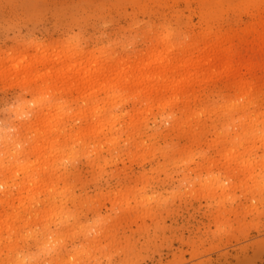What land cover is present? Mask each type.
<instances>
[{
  "label": "rangeland",
  "instance_id": "1",
  "mask_svg": "<svg viewBox=\"0 0 264 264\" xmlns=\"http://www.w3.org/2000/svg\"><path fill=\"white\" fill-rule=\"evenodd\" d=\"M159 51L214 60L180 95L95 85ZM0 189V264H264V0H0Z\"/></svg>",
  "mask_w": 264,
  "mask_h": 264
},
{
  "label": "bare ground",
  "instance_id": "2",
  "mask_svg": "<svg viewBox=\"0 0 264 264\" xmlns=\"http://www.w3.org/2000/svg\"><path fill=\"white\" fill-rule=\"evenodd\" d=\"M217 39V38H216ZM229 40V39H228ZM221 41V40H220ZM218 42V41H217ZM171 44V43H170ZM221 44V43H220ZM168 46H169V44H168ZM217 46V45H216ZM220 46V45H219ZM173 47V46H172ZM190 47V46H189ZM175 48H176V46H175ZM188 48V47H187ZM217 48V47H216ZM216 48L214 47V50H213V52L215 51V53L218 51H216ZM164 49V48H163ZM168 49H169V47H168ZM172 49V48H171ZM170 49V50H171ZM211 49H212V47H211ZM218 49V48H217ZM165 51H168L167 49H164ZM175 50V49H174ZM165 51H159V53L158 54H155V55H153L152 57H151V55L149 56V58H146L147 59V61H146V63L143 65L144 67L142 68L141 66V64H139L138 66H137V69L136 70H134L135 72H129V71H127L126 69H120L119 71H117V72H115V71H109L107 74L108 75H106L105 73V75H106V79H103V80H98V82L95 84V85H100V86H102V88L104 87L105 89H108V90H111V89H113V85H114V83H113V80L115 81L116 79H120V81H123V80H125V81H129L130 80V78H140L141 79V81H140V79H139V81L142 83L141 84V87H142V90H144L145 89V87H147V85L149 86V87H153V85L155 84V83H157V82H161V81H165V83H167V85L166 86H164V90H167L168 91V89H170V88H173V89H175L176 90V94H179L180 95V93L183 91V89L185 88V87H187V86H189L191 83H192V81L194 80V79H197V77H199L200 75H198V73L199 72H197V69L196 68H199V64L201 65L202 63H204V62H207V63H211L213 60H214V56H211L212 54H210V52L208 51V54H207V56L206 57H204V58H207V59H204V60H206V61H204V60H202V63L197 59V61H195L193 58V60H189L188 58H186V59H188L187 61H186V59H185V57H184V60L185 61H182V59L179 61V64H178V66L176 67V65H177V63L178 62H176V65L174 66V65H172L170 68H168L167 69V66L168 65H171V63H173V59H171V57L169 56L170 54L168 53V55H167V53H165ZM157 52V51H156ZM188 52V51H187ZM190 52V51H189ZM172 53V52H171ZM179 53H181V52H179ZM175 54V53H174ZM190 54V53H189ZM42 54H40V56H37L38 58H35L34 59V62H33V64H35L37 67H39L40 65H42L44 62H45V59L47 58V56H46V58H44L45 56H41ZM44 55V54H43ZM172 55V54H171ZM187 55V54H186ZM193 55V54H192ZM50 56V55H49ZM169 56V57H168ZM182 56V55H181ZM60 57V56H59ZM176 57H178V56H176ZM190 57V56H189ZM195 57V56H194ZM170 58V59H169ZM50 59V58H49ZM175 59H177L178 60V58H175ZM53 60H54V58H53ZM58 60V59H57ZM144 60V59H143ZM171 60H172V62H171ZM176 60V61H177ZM231 60H232V56L231 57H229V59H228V65H231L230 63H232L231 62ZM47 61V60H46ZM52 61V60H51ZM182 61V62H181ZM199 61V62H198ZM24 62H26V58H22L18 63H16L17 65H15V66H18L19 64H22V63H24ZM56 62V61H55ZM58 62V61H57ZM137 62V61H136ZM15 63V62H14ZM75 63H76V61H75ZM144 63V62H143ZM27 65V64H26ZM70 65V64H69ZM68 65V66H69ZM203 65V64H202ZM22 66V65H21ZM29 66H32V65H28V67L26 66V68H25V70H26V72H25V74H24V77H22L23 78V80H29L30 78H38V79H40V78H44V80H45V77H48V75H51L50 73H42L41 71H35V73H33L32 71L30 72L29 71ZM45 66V65H44ZM153 66H158V67H154L153 69H152V67ZM65 67V66H64ZM93 67V66H92ZM186 68V69H191V70H187V71H184L183 73L181 72V74H182V79H179V81H176V80H174L175 79V76H176V78H177V74L179 73H177L176 75H175V73L177 72V71H183V69L182 68ZM151 68V69H150ZM33 69V68H32ZM37 69V68H36ZM60 69V68H59ZM58 69V70H59ZM67 69V70H66ZM61 68V70L60 71H58V72H55L54 71V74H55V76L56 77H58L59 78V80L60 79H62V81L63 82H65V80H66V78H67V73L70 71H72L71 69V66H69L68 68ZM176 69H178V70H176ZM196 69V70H195ZM31 70V69H30ZM88 70V69H87ZM50 71V70H49ZM51 72V71H50ZM101 72H103L102 70H101V65H100V63H96V64H94V68H92V70L91 69H89V71H86L85 70V73L83 72V74H84V76H86V75H91V74H93V76H94V74L95 75H97L98 77L100 76V74H102ZM105 72V71H104ZM52 73H53V70H52ZM72 73V72H71ZM100 73V74H99ZM54 74H52V76L54 75ZM180 74V73H179ZM179 74H178V76H179ZM175 75V76H174ZM210 73H208V74H206V75H204V79H207V78H209V79H211L210 78ZM52 76H49V77H51V79H52ZM68 76H69V74H68ZM102 76V75H101ZM136 76V77H135ZM213 75H211V77H212ZM48 77V78H49ZM173 77V78H172ZM54 78V77H53ZM71 78V77H70ZM86 78V77H85ZM96 78V77H95ZM100 78V77H99ZM103 78V77H102ZM73 79V78H72ZM75 79V78H74ZM92 79V78H91ZM177 79V80H178ZM208 79V80H209ZM36 80V79H35ZM49 80V79H48ZM71 80V79H70ZM78 80V79H77ZM105 80V83H102V84H99L100 83V81H104ZM172 80H174V82H172ZM40 81V80H39ZM43 81V80H42ZM46 81V80H45ZM94 81V80H93ZM176 81V82H175ZM196 81V80H195ZM67 82V81H66ZM130 82V81H129ZM90 83V82H89ZM51 84H53V83H51ZM56 84H57V82H56ZM56 84H54V85H56ZM64 84V83H63ZM93 84V83H92ZM45 85L46 86H49V84H44V86L42 85V90H44V88L46 89L47 87H45ZM86 86V85H85ZM51 87V86H50ZM57 87V86H56ZM53 88H54V86H53ZM58 88V87H57ZM56 88V89H57ZM87 88V87H86ZM59 89V88H58ZM41 90V91H42ZM141 90V91H142ZM152 90H153V88H152ZM45 91V90H44ZM43 91V92H44ZM119 92V91H118ZM252 92V91H251ZM250 92V93H251ZM179 95H176V98L178 99V96ZM230 103V102H229ZM231 103H233V101L231 102ZM105 104V103H104ZM148 106H149V104H147ZM146 105V106H147ZM234 105V104H233ZM238 104H236V106H237ZM103 106V105H102ZM230 107H231V104H230ZM230 107H228V106H225V108H227V109H229ZM99 108H100V105H99ZM146 108V107H145ZM152 108V107H151ZM188 108V107H187ZM233 108V107H232ZM239 108V107H238ZM248 108V107H247ZM98 109V108H97ZM93 110V113H92V115H93V119H94V122L95 123H97L98 122V120H99V118L97 117V115H99L98 114V110ZM224 109V108H223ZM222 109V110H223ZM104 110H105V105H104ZM149 110H150V108H149ZM102 111H103V109H102ZM188 111V110H187ZM223 111H226L225 109L223 110ZM230 111V110H229ZM231 112V111H230ZM229 112V113H230ZM85 113H86V111H85ZM105 113V112H104ZM84 114V113H83ZM87 114V113H86ZM101 114V113H100ZM149 114V113H148ZM228 115V114H227ZM43 116V115H42ZM83 116V115H82ZM102 116V115H101ZM60 112H58L54 117H53V119H50L51 120V122L50 123H46V122H44V120L42 119V121L43 122H41L40 123V125L41 126H43V127H45V128H43V129H47V131L46 130H44L43 132H41V134H42V136H41V138H40V140H39V142L36 144L37 146L36 147H33V148H35L34 150H33V152H38V151H41V149L43 150V147H44V145H45V142H46V140L48 139V138H50V136H51V134L53 135V133L54 132H56L57 131V127H58V125L60 124ZM85 118H87L86 117V115L84 116ZM102 117H104V116H102ZM107 117V116H106ZM43 118V117H42ZM83 118V117H82ZM92 118V117H91ZM101 119V118H100ZM107 119H108V117H107ZM112 117H111V119H108L107 120V123L108 124H111L112 123ZM228 119V118H227ZM259 119V118H258ZM89 120V119H88ZM104 121L106 120L105 118L103 119ZM102 120V121H103ZM114 120V119H113ZM40 121V120H39ZM241 121V120H240ZM242 121H243V119H242ZM100 122V121H99ZM106 122V121H105ZM92 123V122H91ZM94 123V124H95ZM102 122H100L99 124H98V126H100V128H98V129H96V127H95V125H94V130L96 129V131L97 130H99V129H101V124ZM116 123H118L117 121H116ZM259 123V122H258ZM39 124V123H38ZM33 125V124H32ZM93 125V124H92ZM103 125V124H102ZM116 125V124H115ZM35 126H36V124H35ZM38 126V125H37ZM97 126V125H96ZM97 126V127H98ZM111 126H114V125H111ZM47 127V128H46ZM31 128V127H30ZM93 128V127H92ZM111 128V127H110ZM33 129V128H32ZM38 129V128H37ZM36 129V130H37ZM41 129V128H40ZM86 129V128H85ZM135 129V128H134ZM36 130H33V131H35V132H38L39 133V131H36ZM58 130H59V128H58ZM91 130H93V129H91ZM42 131V130H41ZM82 132V131H81ZM98 132V131H97ZM85 133H86V131H85ZM94 133V135L93 136H95V132H93ZM100 133V132H99ZM36 134V133H35ZM41 134H39V135H41ZM58 134V133H57ZM79 134H81V133H79ZM87 134V133H86ZM68 135V134H67ZM70 135V134H69ZM91 135V134H90ZM97 135H98V133H97ZM38 136V135H37ZM71 136V135H70ZM79 136H81V135H79ZM82 136H83V134H82ZM99 136V135H98ZM34 137V136H33ZM55 137V136H54ZM83 137H86V135H84ZM88 137H89V134H88ZM91 137H92V135H91ZM71 138H72V136H71ZM97 140V139H96ZM42 146V147H41ZM55 146V145H54ZM53 147V146H52ZM51 147V148H52ZM45 149V148H44ZM52 149H54V148H52ZM57 149V148H56ZM58 150V149H57ZM139 150H140V148H139ZM35 152V153H36ZM50 152V151H49ZM39 153V152H38ZM51 153V152H50ZM52 153H54V152H52ZM56 153H57V151H56ZM40 154H41V152H40ZM58 154H59V152H58ZM233 154V153H232ZM91 155V154H90ZM100 156V155H99ZM98 156V157H99ZM43 157V156H42ZM17 158V157H16ZM41 159V158H40ZM68 159H69V157H68ZM70 160V159H69ZM44 161H46V160H44ZM39 162L41 163V161L39 160ZM25 163H27V161L25 162ZM42 163H44L43 165L44 166H42L41 167V169L39 170V169H37V167L35 168L36 169V171L38 172V173H40L39 171H41V170H43L44 171V169H46V168H48L49 167V169H50V166H48V167H45L46 166V164H47V162L45 163V162H43L42 161ZM29 164V163H28ZM28 164H24L23 166H21V163H20V168H19V170L18 171H16V173L15 174H17V172H24V174H25V171H31L32 169H34V168H32L31 167V165L29 166ZM32 164V163H31ZM34 165V164H33ZM35 166V165H34ZM36 166H37V164H36ZM41 165L39 164V166L38 167H40ZM52 166V165H51ZM99 166H101L100 164H99ZM18 167V166H17ZM44 167V168H43ZM100 168H102V167H100ZM48 169V170H49ZM16 170V169H15ZM39 170V171H38ZM34 171V170H33ZM47 171V170H46ZM46 171H44L45 173H46ZM36 172V173H37ZM42 172V171H41ZM9 173V172H8ZM11 173H13V176H16L15 174H14V172H11ZM19 174V173H18ZM35 174V173H34ZM33 175V174H32ZM37 175V174H36ZM38 175H40V174H38ZM38 175H37V178H38ZM45 175V174H44ZM29 176H31V175H29ZM34 176V175H33ZM17 177V176H16ZM11 178H13V177H11ZM31 178V177H30ZM34 178L36 179V177L34 176ZM10 179V178H9ZM26 179V178H25ZM33 179V178H32ZM32 179H30V180H32ZM35 179H34V185H36V183H35ZM60 179V178H59ZM11 180H13V179H11ZM36 180H38V179H36ZM39 180H40V177H39ZM38 180V181H39ZM41 180H43L42 178H41ZM51 180V179H50ZM13 181H16V180H13ZM33 181V180H32ZM6 182V181H5ZM11 182V181H10ZM26 183H27V181H25ZM30 182V181H29ZM28 182V190H34L35 189V186H34V189H30V186L32 185V183H31V185L29 186V183ZM40 182V181H39ZM53 182H54V180H53ZM7 183V182H6ZM15 183V182H14ZM24 183V182H23ZM51 183V182H50ZM15 184H17V183H15ZM43 184H44V182H43ZM39 185V184H38ZM50 186V184H45L44 186ZM51 185H52V183H51ZM57 185V184H56ZM33 186V185H32ZM42 186V185H41ZM48 186V187H49ZM52 186H55L54 184L52 185ZM18 187V186H17ZM20 187H21V185H20ZM24 187V188H23ZM37 187V186H36ZM5 188H7V187H5ZM22 189H26L27 190V188H26V184H24V185H22V187H21ZM20 188V190H22ZM33 188V187H32ZM43 188L44 187H42L41 189H42V192H43ZM47 188V187H46ZM46 188H44V191H46V192H48L49 193V191H51V190H53V192H54V188L52 189V187L50 186L49 187V189H46ZM46 189V190H45ZM51 189V190H50ZM1 190V189H0ZM41 191V190H40ZM56 191H57V188H56ZM1 192V191H0ZM34 192V191H33ZM42 192H40V193H42ZM22 192H20V194H21ZM23 193H25L26 194V197H27V193L26 192H23ZM31 194H32V191H31ZM33 194H35V193H33ZM3 195V194H2ZM6 195V194H5ZM36 195V194H35ZM21 196H22V194H21ZM29 196V195H28ZM51 196H52V194H51ZM24 199H26V197L25 196H22ZM32 197H34V195L32 196ZM54 197H56V196H54ZM2 198V197H1ZM29 198V197H28ZM19 199H21L22 200V198H19ZM53 199V198H52ZM124 199V198H123ZM1 200V199H0ZM21 200H18L17 202H19V201H21ZM29 200H30V198H29ZM33 200V199H32ZM32 200H31V202H32ZM37 200V199H36ZM127 200V199H126ZM35 201V200H34ZM33 201V202H34ZM123 201V200H122ZM122 201H121V203H122ZM6 202V201H5ZM4 202V200H3V203H5ZM30 202V203H31ZM1 203V202H0ZM3 203H1L2 205H3ZM19 203H21V202H19ZM29 203V204H30ZM6 204H8L7 202H6ZM21 204H24V203H21ZM20 205V204H19ZM25 205V204H24ZM55 213H57V212H55ZM59 213V212H58ZM62 213V212H61ZM11 215H13V216H15L13 213L11 214ZM11 215H7V217L9 218V216L11 217ZM49 215H53L52 213H50ZM59 215H60V213H59ZM58 215V216H59ZM13 216L11 217L12 219H13ZM16 216H18V215H16ZM54 216V215H53ZM52 216V217H53ZM62 216V215H61ZM9 221V220H8ZM1 222V221H0ZM9 224V223H8ZM3 226H5L4 228L6 229V227H8L7 226V224L6 225H3ZM9 226H11L10 224H9ZM5 229H3L2 228V232L3 231H5ZM11 229V228H10ZM8 231H9V229H7ZM84 256V255H83Z\"/></svg>",
  "mask_w": 264,
  "mask_h": 264
}]
</instances>
